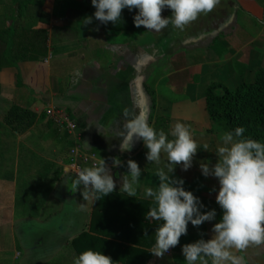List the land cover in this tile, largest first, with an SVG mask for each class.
<instances>
[{
	"label": "crops",
	"instance_id": "obj_1",
	"mask_svg": "<svg viewBox=\"0 0 264 264\" xmlns=\"http://www.w3.org/2000/svg\"><path fill=\"white\" fill-rule=\"evenodd\" d=\"M30 2L0 0L1 24L7 20L10 24L12 20L17 29L31 26L43 31L47 46L46 54L38 61L20 60L13 67L0 69V264H74L86 250L101 252L95 233H91L92 237L81 234L89 232L92 211L106 201V196L101 195L93 203L91 198H83V185L76 190L77 178L71 177L72 148L78 152L75 158L82 170L93 167L83 160L90 154L98 163L105 160L116 181L113 193L120 194L122 202L129 199L133 205L140 201L155 204L152 198L145 197L144 189L155 190L159 185L157 170L167 172L172 166L170 176L182 179L184 189L199 198L203 204L200 211L215 209L214 220L199 227L189 222L187 235H182L179 244L163 257L150 252L156 235L154 238V231L142 223L152 207L141 206L133 211L139 219L143 218L141 222L131 220L118 205L116 211L123 214L116 212V219L109 218L114 236L102 238L123 246L119 252L113 250L114 246L103 251L113 264H125L120 257L132 246L148 254H132V264H184L183 245L210 239L213 225L222 219L218 214L221 207L216 202L220 185L211 180L212 175L202 174L203 162L197 156L198 151L186 171L181 164L169 165L166 153H162L159 164L148 162V150L142 139L135 140L130 151L121 152L120 133L126 119L123 114L127 109L131 118V114L145 111L151 126L159 118L165 123L175 121L190 126L191 120L181 121L174 116L180 106L186 104L190 109V103L197 97L196 73L205 67L214 71L224 64L236 69L241 65L248 70L245 76L249 79L244 82H250L256 66L253 50L260 47V33L264 30V0H220L213 12L200 16L184 31L170 24L160 32L147 31L144 26L112 29L109 22L102 24L95 19L96 9L91 0ZM171 15V9L162 10L163 17ZM85 17H92L87 26ZM239 30H246V41L234 40ZM219 45L226 50L224 56H217ZM205 92L200 95L203 99L199 106L208 117ZM13 106L34 114L33 123L23 131H12L4 123ZM48 107L68 113L77 124L76 132L69 134L49 123L45 114ZM169 127L159 131L172 139ZM5 134L8 141L2 140ZM114 159L121 164L113 166ZM129 159L142 169L135 197L120 192L121 178L129 176ZM21 182H25L23 188L30 193L46 196L40 201L35 217L15 214L16 195L19 188L23 189ZM26 220L27 225L22 222ZM131 221L138 227L135 233ZM16 222L23 229L19 234ZM237 254L245 257L246 264H264V245L250 246Z\"/></svg>",
	"mask_w": 264,
	"mask_h": 264
},
{
	"label": "clouds",
	"instance_id": "obj_2",
	"mask_svg": "<svg viewBox=\"0 0 264 264\" xmlns=\"http://www.w3.org/2000/svg\"><path fill=\"white\" fill-rule=\"evenodd\" d=\"M96 11L95 19L102 24H115L121 19L122 11L138 9L134 16L136 27L144 26L147 31L160 32L170 24L180 31L195 22L200 15L213 12L220 0H91ZM172 10L170 17H163L162 10ZM92 22L85 17L84 24ZM125 122L120 133V151H130L135 140L142 139L147 148L146 158L150 163L159 164L162 153L167 154L169 165L181 164L188 170L198 151L189 126L177 122L172 127L169 139L163 130L157 131L148 123L147 113L140 111L131 114L124 111ZM245 129L236 127L221 136L223 146L218 147V159L213 166L201 164L202 174L215 176L219 180L216 202L223 210L222 219L212 228L210 239H199L182 247L187 264H246L245 257L238 255L250 246L264 245V143L251 138H242ZM207 145L204 149L207 150ZM119 159L113 166L120 165ZM129 176H123L120 192L135 197L142 169L135 160L127 161ZM174 167L168 171L157 170L159 185L144 189L146 198H152V207L145 219L162 221L156 229V242L151 253L157 257L179 244L182 235H187L188 223L199 227L205 221L216 217L215 209L201 212L203 204L191 191L183 187V180L170 176ZM83 185V198H91L93 203L113 193L116 189L111 170L101 159L93 167H86L78 173L74 182L76 190ZM110 256L103 252L86 250L75 259L74 264H113Z\"/></svg>",
	"mask_w": 264,
	"mask_h": 264
},
{
	"label": "trees",
	"instance_id": "obj_3",
	"mask_svg": "<svg viewBox=\"0 0 264 264\" xmlns=\"http://www.w3.org/2000/svg\"><path fill=\"white\" fill-rule=\"evenodd\" d=\"M30 1L26 0V3H31ZM137 13L138 9L129 10L125 8L122 11L121 19L115 24L109 22V27L112 29H133L136 27L134 16ZM5 22L3 24L0 23V69L13 67L20 60L38 61L40 57L46 54V38L43 31L35 30L31 26L17 29L12 20L10 24L8 20ZM205 102L206 111L210 119L223 125L227 131L234 132L236 127H243L245 131L242 138H251L264 143V71H259L253 81L240 83L233 91H229L219 85H210L205 92ZM33 120L34 114L32 112L16 106L10 108L4 117V123L12 131L16 132L28 128L33 123ZM49 123L54 124L52 121H49ZM165 125V120L159 118L156 119L153 127L159 132V128L163 127L165 129ZM24 183L21 182L22 188ZM30 192L25 188L22 190L19 188V193H17L15 199V214L17 216L35 217L37 215L39 203L44 198L42 199L43 195ZM105 199L106 201L102 205L99 204L93 209L89 232H83L81 236L92 237L91 233H95L97 236L93 238L100 242L98 248L101 252L112 250V247L110 249L109 246H114L113 250L119 252L123 246L117 243L113 244L111 241L102 238V236H114V233H112L113 225L108 224H110L109 222L113 217L116 219L114 213L117 212V205L118 207L120 206L123 212L130 215L131 220L137 219V221H140L141 219L142 221L143 218L139 219L138 215H134L133 211L138 210L137 208L140 209L141 206L146 207L149 205L154 207L155 204L142 203L140 201L141 203L138 202L133 205L129 199L126 202H122L123 197L114 193H110V197L106 196ZM109 218L111 219L109 220ZM147 221L145 220V222ZM145 222L142 221V223L147 225L148 230L154 231L155 238V229L163 222L155 220ZM131 224L134 229L132 233L137 232L135 229H138V227L134 226V221H131ZM154 241L155 239L151 240L152 243ZM124 248L126 250L129 249L127 247ZM127 252L125 256H122L123 258L120 257V260L125 261V264L127 262L132 264L134 259L132 254H137V252L148 256L145 250L134 246Z\"/></svg>",
	"mask_w": 264,
	"mask_h": 264
},
{
	"label": "rangeland",
	"instance_id": "obj_4",
	"mask_svg": "<svg viewBox=\"0 0 264 264\" xmlns=\"http://www.w3.org/2000/svg\"><path fill=\"white\" fill-rule=\"evenodd\" d=\"M201 17H204V15H200ZM231 19V18H230ZM251 20V19H249ZM248 36L246 30H239L234 35V40L238 43L242 41H246V37ZM217 56L223 55L226 52V50L223 49V45H219L217 48ZM246 51V50H245ZM253 56L256 63V66L252 69V75H251V81H253L259 71H264V30L260 33V47L257 50H253ZM258 62V63H257ZM217 69H214L212 71V68L205 67L203 71L196 73L194 75L195 77V84L197 85V89H195V95L197 97L195 100H193L192 103H190V109H188L185 105L183 107L180 106V110L175 114V119H189L191 120V124L189 126L190 131L192 133L193 138L196 140L198 144V154L201 157V161L203 164L211 165V162L213 165L216 163L218 156L216 154V150L218 147L223 146L221 136L223 133L228 132L223 125L220 123L210 119V117L206 116L202 113L201 108L199 106V102L202 101L203 97L201 93L204 94V92L207 90V88L210 85H219L221 87L227 88L229 91H233L234 88L239 85L240 83L244 81H248L249 78H247V68L238 65V69L233 65L232 67H228L227 64H224L222 66H216ZM231 68V69H230ZM175 121L166 123L165 126H170L169 128L172 129V127L175 125ZM1 134V133H0ZM1 139V138H0ZM2 140H7V135H3ZM6 142V141H5ZM207 145V150L204 149V145ZM5 151H8V149L5 147ZM8 153V152H7ZM4 159H8V157L4 156ZM3 166V165H1ZM3 168V167H2ZM72 175V174H71ZM70 175V176H71ZM72 177V176H71ZM73 179H76L72 177ZM213 179L216 182L219 183L218 178H215V176H212ZM212 185V182H211ZM40 188L36 189V191H39ZM38 198V196H36ZM46 198V196H42V199ZM219 215H221L220 219L223 215V210L221 209L220 212H218ZM20 222V221H19ZM23 223H26V225L29 223L28 220L22 221ZM16 229L18 231V234L21 230L18 228V222L15 223ZM38 228V227H37ZM20 230V231H19ZM27 230V229H26ZM21 233V232H20ZM184 264H187L186 260H183Z\"/></svg>",
	"mask_w": 264,
	"mask_h": 264
},
{
	"label": "built area",
	"instance_id": "obj_5",
	"mask_svg": "<svg viewBox=\"0 0 264 264\" xmlns=\"http://www.w3.org/2000/svg\"><path fill=\"white\" fill-rule=\"evenodd\" d=\"M45 114L47 118L52 121L55 125L63 128L66 130L69 134H73L77 130V124L75 120L71 119L68 113L60 110L55 109L52 107H48L45 110ZM78 154L77 150L72 148L71 149V166H72V177L77 178L78 173L82 170L81 163L78 162L75 158V156ZM84 161H88L92 166H95L98 164V162L95 160L94 156L92 154L88 155L86 158L83 159Z\"/></svg>",
	"mask_w": 264,
	"mask_h": 264
}]
</instances>
